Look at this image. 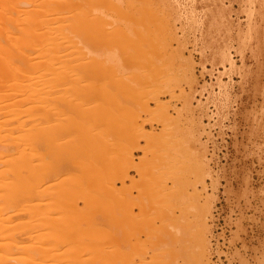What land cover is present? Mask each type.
Listing matches in <instances>:
<instances>
[{
    "label": "rangeland",
    "instance_id": "obj_1",
    "mask_svg": "<svg viewBox=\"0 0 264 264\" xmlns=\"http://www.w3.org/2000/svg\"><path fill=\"white\" fill-rule=\"evenodd\" d=\"M92 1L0 0V145L8 144L11 148L8 146L7 148L10 149L9 153L11 152V154H16L18 148L15 147L16 145H12L10 136L17 137L22 135V132L10 131L15 126L17 116H23L18 119V125H20L21 119L25 120L26 110L29 107L28 102L20 100L26 95L22 91H17L13 85L12 68L17 61L15 57L21 50L33 52L36 49V52L39 53L56 48L65 56L67 74L70 78L74 74L73 67L78 65L83 52L91 54L92 50L95 52L92 54H96V56L99 54L98 58L100 59L105 57L110 60L111 58L107 56H112L113 62L119 65V68L124 67L122 70H126V72L134 73L137 70V73L147 75V67L142 68L144 63L142 58H137L134 62L132 60L130 64L132 68L125 67L123 63L129 62L131 54L136 52L135 44L139 45L146 41L147 30L150 38L159 44H157L160 51L158 53L165 54V58L161 62V64L163 63L160 70L162 71L161 75H158L159 72L156 73L158 75L156 77L161 79L156 80L162 82L154 83V86L158 84L159 86L156 87L155 92L153 91L154 94L149 96L151 98L148 102L142 100L143 94L140 96V100L144 103L140 104L138 98L132 100L133 97L128 98L127 93L124 95L122 92L121 94L117 92L119 96L116 98V92H114V97V90H110L109 97L112 92L113 98H116L113 100L114 103L110 102L113 104L112 106L108 102L110 98L105 100L106 93L97 94L100 100H97L96 97L94 101L84 100L86 105L82 103L84 105L82 110L88 106L96 105L95 108L92 107L94 110L99 109L98 112L95 110V114L99 113V116L103 114L106 116L105 120L107 118L112 120V115H114L112 125H110L111 121L106 120L105 124H109L110 127L108 129L101 127L103 131L101 132L99 129L97 132L102 137L100 138L101 142L99 135V140L97 139L101 144L98 147L101 149L97 148L96 152L98 151V153L94 152L96 153L94 155L101 156V159L98 156L97 159L96 156L91 157V152H89V147H91L89 144L93 141L92 138L90 139L92 142L88 139L92 135L96 136V131H91L93 132L91 133L88 132L89 129H86V133L83 132L86 122L82 117L74 120L73 117L76 113L72 117L71 108H66L68 110L66 119L68 120L67 124L65 123V129H67L62 137L65 136L64 140L69 141L75 136L77 143L81 136L80 138L86 141L83 146L89 145L88 150L86 147V151L84 148H80V145L84 144L81 141H79V147L76 146V149L80 148L79 151H76L78 157L77 155L75 157V154L71 152L74 156H71V160L69 159L70 155H67L68 161L65 160L64 163H56L55 160L52 163L48 162L49 159L45 157L47 153L43 145V143L46 144L43 142L45 135L41 132H34L35 146L34 143L33 146L36 158L33 163L35 166H42L41 169L35 168L34 172L35 174L40 170L35 174L37 184L34 189L37 197L35 196L36 199L33 202L35 204L33 205V215L34 225L38 231L34 235L41 236L42 233L43 240L44 236H49V234H44L47 226L43 217L50 211L48 205L52 202L51 200L60 196L53 197L56 195L53 193L61 192L65 188L61 185L65 181L63 178L76 176L80 173L82 175L79 176L80 180L91 182L90 178L88 179L89 175L104 180L105 175L109 176L108 173H110L109 177L112 176L114 180L109 179V181H113V183L115 181L117 190L113 191L112 197L110 195L114 203L111 205V210L107 209L105 212L101 209L98 214L102 215L103 219H108L109 216L105 218L106 214L113 209L109 223L112 222V228L117 230L114 232L116 234L114 238L120 241L124 238L123 240L130 244V247L127 246L126 249L129 256L126 255L130 257L129 260L138 262L142 257L141 259L145 258L148 263L170 259L179 264H264V0H123L120 9L125 11V14H120L117 10L98 7L97 4H92ZM155 13L160 20L156 19ZM97 16L101 21L92 22ZM17 18L27 21L22 25L21 31L13 24ZM40 19L52 20L53 24L49 32L35 25ZM113 19L116 22L111 23ZM142 21L149 26V29H152L149 31L145 24L143 26ZM62 25L65 27L61 28ZM68 25H74V27L78 25L80 29L86 31L85 33L80 32L79 29L78 32H75L78 28L74 30L71 26L69 29ZM23 29L25 30L23 31ZM96 30L117 32L107 39L101 37V40L92 33ZM242 32L240 37L239 33ZM83 34L86 36L84 37ZM123 35L126 37L122 41ZM57 45L59 47H56ZM86 53L83 55L87 56ZM158 53H155L153 59L157 58ZM92 54L91 56H93ZM145 63L148 65L147 61ZM143 70L144 72H142ZM73 77L76 78V76ZM148 79L151 80V76ZM97 81L96 84H99ZM20 82L26 83L23 78ZM72 86L70 80L61 88L53 86L52 93L54 95L52 94L51 97L54 99L61 94L58 89L64 87H66L67 96L70 98L71 95L72 98L74 95L77 96L78 89ZM86 90L82 92V95L86 93ZM74 99L73 101L76 103L78 99ZM80 100L82 99L79 98ZM106 102L109 104L108 106ZM71 103L75 106L74 102ZM77 103L81 106L80 102ZM109 112L113 114H108ZM69 115L72 118H69ZM103 123L104 121H102ZM105 124L104 126H106ZM100 126L102 125L100 124ZM87 132L90 135L84 137L83 135ZM25 133L23 132V136ZM20 142L24 145L23 140ZM162 142L165 147L158 145ZM95 143L92 144V147L95 146ZM71 146L72 144L69 147ZM19 147L20 150L23 149L22 145ZM73 147L75 146L73 145ZM96 147L97 145L95 149ZM159 147L160 150H157ZM118 155L130 157L129 159L127 157L129 161L126 159L123 161V158ZM110 156L116 159V162L110 164L111 167L108 165ZM106 157L108 161H106ZM75 158H79L78 161ZM73 159L76 163L80 162L81 164L76 165ZM106 162L108 163L105 166ZM2 164H0V170L3 168L6 170L9 163L7 168ZM79 168H82V171ZM124 169H128V172L125 173ZM84 172H87L86 175ZM125 177L126 179H124ZM68 180L67 183L73 178ZM159 181H163L162 184L166 188L161 184V187H164L161 190L164 194L161 193L163 196L159 194V197H155L152 193L161 192L157 186ZM82 185L79 186L76 193L69 188L71 191L73 190L71 192L73 198L82 196L84 191L88 190L87 188L84 190V184ZM47 186H50L52 191L49 195H46L49 193V189L44 190ZM54 190L56 191L53 192ZM42 192L47 193L43 194ZM167 192H171L170 195ZM73 193L75 194L73 195ZM72 196L70 195V197ZM102 198L110 199L109 196ZM79 199L80 197H78ZM78 200L76 199V201ZM82 200L76 202L79 207H84ZM61 202L63 201L61 200ZM119 202L121 205L127 204L125 205L128 206L126 209H131L129 216L126 211L125 213L121 211L123 208ZM10 207L7 209L12 213L15 209ZM19 208L21 207L19 206ZM20 211L18 212L20 213ZM23 214H18L17 217L22 216V220L23 217L25 218V214L24 216ZM17 217L16 221L20 223L21 220ZM69 220L67 222L70 224L69 230H66L71 233L75 231L72 229L80 223L77 220L70 223ZM23 221H27L26 218L21 222ZM119 228L121 229L119 230ZM137 228L144 233L141 234ZM149 228L155 234L154 236L148 234ZM128 237L132 238L128 241L126 240ZM135 237L142 240L143 244H140V241H137ZM39 238L34 239L33 243L36 249L39 246L38 249L41 252L40 246L46 243L44 247H49L50 242L48 244V240L45 238L46 242L42 241L41 244L38 241ZM115 239H113L114 242ZM113 240L111 239L110 242ZM95 241L93 240V244ZM103 241L106 240L103 239ZM118 241L116 242L118 243ZM71 242L73 244L72 240ZM135 242L136 245L139 243L140 250L137 249V246L132 248ZM52 243L56 248L49 249H56L57 253L66 254L69 251V249H65L70 244L69 242L64 245L62 240L59 243ZM103 243L101 242V244ZM124 243L122 241L120 245L123 246ZM126 243L125 245L128 244ZM53 245L50 246L53 247ZM44 247L42 249L44 253L41 252L42 257L47 253L45 252L47 249L44 251ZM85 247L81 250L84 249L83 252L88 256L92 248L89 252V250L85 251ZM77 251L79 250L77 249ZM52 252L54 253V251L49 253ZM57 253L53 255L56 257L59 255ZM72 253H74L73 249ZM72 253L70 252V255ZM52 254L50 259L54 258ZM74 255L76 254L74 253ZM78 255H76L77 258L80 256ZM61 256L63 258L62 254ZM87 256L84 254V257Z\"/></svg>",
    "mask_w": 264,
    "mask_h": 264
},
{
    "label": "bare ground",
    "instance_id": "obj_2",
    "mask_svg": "<svg viewBox=\"0 0 264 264\" xmlns=\"http://www.w3.org/2000/svg\"><path fill=\"white\" fill-rule=\"evenodd\" d=\"M93 2H95V3H93ZM122 2H123V0H93L92 4H95V5L97 4L98 7L107 8V9L113 10V11L117 10V12H119L120 14H125V11L120 9ZM150 15H151V17L155 16L154 13H153V16H152V14H150ZM145 19H143V20H145ZM156 19H159V17L157 18V14H156ZM51 21L52 20H49V19H47V20L46 19L45 20L40 19L37 21V24H35V25L42 28V29H45L46 32H49L50 29L52 28L51 25L53 24ZM97 21H101L99 16H97L96 18H94L92 20V22H97ZM114 22H116L115 19H113L111 21V23H114ZM24 23H27V21L23 20V19H19V18L15 19L13 22V24L16 25V27L20 31L22 30V25ZM142 23L144 26V24H145L144 21H142ZM71 26H73L72 29H74V30H77L76 28H78V30L75 32H78L80 29V26H78V25H75V27H74V25H71ZM71 26H69V29L71 28ZM62 27H65V26L62 25L61 28ZM147 27L149 29V26H147ZM23 28H26V27H23ZM150 29H152V28H150ZM150 29H149V31H150ZM24 30L25 29H23V31ZM81 30H82V28L80 29V32H84V33L86 31V30H82V31ZM146 30H147V28H146ZM88 31H90V30H88ZM116 32L117 31H110V32L103 31L102 32L100 30H96L92 33H94V36L97 35V37H99L100 39H101V37L107 39V38H110ZM75 34H78V33H75ZM242 34H243V32L239 33V36L241 37ZM85 36L86 35H84V37ZM94 36L92 37V39L94 38ZM97 37H95V38H97ZM125 37H126V35H123L121 40L123 41ZM156 42L154 41V39L150 38V36L148 35V30H147L146 41L144 43H141V44L139 43V45H136V44L134 45V50L136 52L133 51L134 53L131 54L129 62L126 61L129 64H127L126 62H123L125 67L129 66L132 68V66H130V64L132 63L131 61L133 60V62H134L135 59L142 58L144 61L142 68L144 69V67L145 68L147 67L146 73H147V75L149 74V76L145 75L144 73L139 74V72L137 73V70L136 71L134 70L135 71L134 73L131 71L126 72V70L125 71L122 70V69H124V67L119 68V65H117L116 63L113 62L114 60H112L113 59L112 56H110V57L107 56L108 58H111L110 60L105 59V57L103 59H100V58H98L99 54L97 56H96V54L95 55L92 54V53H95L94 50H92V53H91L93 56H91V54H87L86 52L85 53L87 56H85V55H83V54H85L83 52V54L81 55V57L79 59L78 65L73 67L72 71L74 72V74L72 75V78H70L67 74V63H65L66 59L64 60V57H65L64 54L62 52L58 51L56 48H53L52 50H48L46 52H39V53L36 52V49L33 52L21 50L18 53V55L15 57L17 61H16V63H14V68H12V73H13L12 77H13V82H14L13 85L17 91H20V92L22 91V93L26 95L23 99H20V100L28 102L29 107L26 110L25 120L21 119V123L19 122L20 125H18L17 124L18 119L23 118V116L22 117L17 116L18 119L17 120H15L16 118L14 119L15 120V123H14L15 126L12 128V131H10V132H14V133L15 132L17 133L18 131L20 133L22 132V135L21 134L19 135L20 137L19 136L16 137V136L12 135V136H10V139H11L12 145H14V146L16 145L15 147L18 149L20 148L19 146L22 145L23 149L22 148H21L22 150L17 149L18 150L17 151L14 148L16 150V154L15 153L11 154V152L9 153V151H10L9 148H11V147H9L8 144L5 143V144L0 145V159H1L0 162L3 163L5 165V167L8 165V163H9V165H11V166L8 165L7 166L8 168L6 167L8 170L6 168H5L6 170H4V168L0 170V264H179L176 261L170 260V259L155 261L154 263H151V262L148 263V261H146L145 258L141 259L142 257L139 258L140 260L138 262L137 261L133 262V260L128 259L130 257H127V255L129 256V254H128V250L126 253V249H127V246L130 247V244L128 242H127L128 243L127 244L126 241L123 240L124 238L122 236L121 237L123 239L121 241L117 238L115 239L114 236L116 234L114 232L117 230H114L115 228H112L113 227L112 222H110L111 224L109 223V221H111V217H112L111 215L113 213L112 212L113 209H112V211H110L111 213L108 212L106 214L103 212L104 214H106V217L104 215L105 218H108V216H109L108 219H103L102 215L98 214V212H100L101 209H102V211L105 210V212L107 211V209L111 210V208H112L111 205H113V203H114L113 198H111V197H112L113 191H117V190L115 188V185H116L115 181H114V183H113V181H109V179L114 180V179H112V176L109 177L110 173H108L109 176L105 175L106 178L104 177V180L103 179H96L97 177L89 175L90 177L88 176V179L90 178L91 182H85V181L80 180L81 177L79 178V176H82V175L79 173V171H78L79 175L75 173L76 176L73 175L70 177L69 176L65 177L66 179L63 178V181L65 180L64 183H67L66 181H69L68 179L71 180L73 178V180L70 181L71 183L69 182L67 184H64V183L61 184L60 183L63 187H65L62 189L61 192H58L56 190L53 191V192H55V191L57 192V193L56 192L53 193V194H56L53 197H58L59 195L60 196L58 198H53L51 200L52 202H50V205H48V208L50 207L49 208L50 211L48 212V214H46L47 216L45 215L43 217V220L45 221L44 223L47 226V228L45 230L46 233H44V234L45 235L49 234V236H47V235L44 236V240H43V237H41L43 234L41 232H40L41 236L37 235L38 232L36 234L37 236L34 235V233L36 231H38L36 229V226L34 225L35 222H34V215H33V209H34L33 205H35V204H33V202L37 197L36 191L34 189V187H36L35 185L37 184L36 183L37 177L35 174L37 172H39L40 170L37 171L35 174H34V172L36 170L35 168L41 169L40 167H42L40 164H39L40 165V167H39L38 165L35 166V164L33 163L34 159L36 158L35 157L36 151H34V149H35V147H34L35 146V137H34L35 133L34 132H41V134L45 135V137L42 136L43 138H45V141H43V140L42 141L46 142V144L43 143V145L45 146L44 147L45 152L47 153V155L45 154V157H48L47 159H49L48 162H50V163H52L54 160H55L54 162H56V163H64V161L67 160V158H69L68 157L69 155H70L69 159L71 160V156L74 157L72 155V153H74L75 157H76V155H77L76 151H79L80 148L85 149V147L87 148L89 145L91 146V147H89L90 148L89 152H91L90 156L91 157L96 156L94 154L98 153V151L96 152L97 148L99 150L101 149V147H98V146H101V144H100L101 139L100 138H102L101 135H99L97 132H99V129H101L100 131L102 132L103 131L102 128L108 129L110 127V125H112V120L114 119V115H112L113 113L111 114V112L108 113V114H111L113 116V117L111 116L112 120H109L108 118L106 119L107 121H111L110 125L108 124L109 125L108 126L107 124H105L106 120L104 118H106V116H104L102 114L101 116H103V117H101V116H99V113L95 114L96 113L95 110L98 112L99 109L94 110L92 107L95 108L96 105H94V106L92 105V107L88 106L87 108L84 107L86 109L82 110V107L84 106V105H82V103L86 105L87 103H85V102L87 101V99L88 100L91 99L94 101V99L97 97V94H101V93L105 94L106 93L104 95V96H106L105 100L107 101V98H110L108 102H109L110 106H112L113 105L112 103H114L113 100H116V98H118V96H119V95H117V92H119L118 94H121V92H122L124 95H126V93H127L128 98L133 97L132 100L138 98L139 100L138 99L137 100L140 104L144 103L143 101L140 100V96L143 94L142 100H144L145 102H148L151 98L149 96L153 95L155 92L154 90L156 89L157 86H159V84L154 86V83L156 81L158 82V80H161V79H158L156 76L161 75L162 71H160V70L163 66V63L161 64V62H162V59L165 58V54L158 53L160 51L157 48L158 43H156ZM56 47H59V45H57ZM89 52H90V50H89ZM156 52L158 53L156 56L157 58L153 59V56L155 57ZM102 55H103V53H102ZM101 57H103V56H101ZM131 57H132V59H131ZM145 61H147L148 65L145 63ZM117 63H119V62H117ZM125 63H126V65H125ZM149 70H150V72L148 73ZM164 71H165V69H164ZM142 72H144V70ZM157 72H159V74ZM156 73L158 75H156ZM73 76H76V78H74ZM103 76H104V78H103ZM150 76H151V80L148 79V78H150ZM22 78L26 82L25 84H22L20 82V80ZM96 78L100 79V80L98 79L99 84H96V81H97ZM101 78L103 81L101 80ZM156 79H158V80H156ZM69 80L71 82V86L73 84L72 87L78 89L76 91V93L79 94V95L77 94V96H79V97L74 95L72 98V95H71V98H70L69 96H67L68 94H67V91L65 89L66 87H64V88L62 87L63 89H60L61 91L58 89V92H60L61 94L57 95V97H54V99H53V97H51L53 94L52 93L53 92L52 91L53 86L55 88H57V86H58V88L59 87L61 88V86L68 84ZM98 81H97V83H98ZM159 82H162V81H159ZM86 89H88L89 91H87ZM85 90H86V93H84V95H82V92L83 91L85 92ZM110 90L111 91L114 90L113 94H114V92H116L117 97L115 99L112 96L113 95L112 92H110L111 97H109L108 93ZM55 92L56 91H54V93ZM58 92H56V93L58 94ZM80 95H81V97H80ZM114 97H115V94H114ZM74 98H76V100L78 99V101H76V103H75V101H73ZM79 98L82 100L79 101ZM83 98H85V99H83ZM98 98L99 97H97V100H100V98L99 99ZM111 98H112V100H111ZM70 99H72V100H70ZM84 100H86V101L84 102ZM137 100H136V102H137ZM89 101H88V103H89ZM71 102H74L75 106ZM77 102H80L81 106ZM110 102H112V103H110ZM106 104H107V102H106ZM109 104H107V106ZM66 108L72 109V110L70 109V112L71 111L73 112V113L71 112L72 114L70 113L72 117L76 113L73 117L74 120L77 118H81V117L84 119V121L86 123L84 125L85 129L83 128L85 131L83 130V132L86 133V131L88 129L90 130V131L88 130V132H91L94 130L96 131V133H95L96 136L91 134L92 137L89 136L90 138L88 139L90 141V139L92 138L93 143H90V144L86 143L87 145L88 144L89 145L83 146V145H85L84 142H86V141L84 139L80 138L81 136L79 137V141L84 143L82 145L79 144L80 143L79 141H77V143L75 142V138H76L75 136H74L75 138L71 137L72 139L71 140L69 139V141H71L72 143L64 140L65 136L63 138L62 134H64V132H66L67 128L65 129V126H66L67 120H68V119H66V116L68 115V113H67L68 110H66ZM78 108L80 109V111ZM75 110H77L78 112ZM108 114H106V115H108ZM83 115H84V117H83ZM71 116L69 115V118H72ZM67 118H68V116H67ZM101 118H102V120H101ZM109 118H110V116H109ZM102 121H104L103 124H102ZM16 124L18 125L17 127H16ZM100 124L102 126H100ZM104 124L108 127L104 126ZM87 126H88V128H86ZM62 131H63V133H62ZM23 132H26L24 134L25 136H23ZM88 132H87V134H85L83 136L85 137V136H88V134L90 135V133H88ZM14 133H11V134H14ZM91 133H93V132H91ZM81 134H83V133H81ZM27 136H28V138H27ZM93 136H95V137L93 138ZM24 137H25V140H27V141L24 140ZM98 137L100 140L98 139ZM86 139H87V137H86ZM97 139L100 142L97 141ZM21 140L24 141L25 146L23 145V143L20 142ZM76 140H77V138H76ZM92 141H90V142H92ZM94 142L97 143V144L95 143V146L97 145L96 149H95V146H93L94 148L92 147V144L94 145ZM33 143H34V146H33ZM75 143L78 145H76ZM70 144H72L71 147H69ZM159 144L162 145V147H165V145H163L164 144L163 142L158 143V145ZM73 145L75 147H73ZM79 145H80V148H78ZM7 146L9 148H7ZM76 146H78L77 149H76ZM81 146H83V147H81ZM157 146H156V148H158ZM46 148H47V150H46ZM68 148H70V149H68ZM14 149H13V151H14ZM69 150H71V151H69ZM87 150H88V148H87ZM157 150H160V147ZM85 151H86V149H85ZM94 152H96V153H94ZM68 153H71V154H68ZM125 154L128 155L129 153L128 154L125 153ZM97 156H96V159H97ZM77 157H78V155H77ZM127 157L128 156H124V157L121 156L120 158H123V161L125 159L127 161H129L128 159L130 157H128V159H127ZM4 158H7V159H4ZM110 158H111V156H110ZM112 158L114 161L111 160ZM112 158L110 159V162L108 164L110 167H111L110 164H113V162H116L115 161L116 159H114L115 157H112ZM2 159H4V161H2ZM76 159L77 158H75V160ZM78 159H77V161H78ZM103 159H104V157H103ZM105 159H107V157ZM6 160H7V162H6ZM75 160L73 162H75ZM106 161H108V159ZM71 163H72V161H71ZM79 163L80 162L76 163V165L81 164V163L80 164ZM107 163L108 162H106L105 166L107 165ZM119 164H120V162H119ZM127 164H129V163H127ZM11 167H12V169H11ZM79 169H81V171H82V168H79ZM127 170L128 169H126V170L124 169L125 173L128 172ZM9 171H10V173H8ZM76 172H77V170H76ZM86 173L84 175H86ZM3 174H4V176H3ZM6 174H8V175H6ZM10 175H12V176H10ZM2 176H3V178H2ZM125 176H126V174H125ZM102 177H100V178H102ZM126 177L124 179H126ZM8 179H10V180H8ZM34 179H36V180H34ZM105 179H107V180H105ZM74 180H76V181H74ZM122 181H124V180H122ZM61 182H62V180H61ZM162 182L163 181H159L158 182L159 184L157 183L159 191H161L162 188L164 189V187H165L162 184ZM85 183H87V184L85 185ZM71 184L72 185L75 184L73 186L75 188H73ZM82 184H84V190H85V188H87L88 190L84 191V194H82V196H76V198H73L71 192H73V190H74V192L76 193L78 191L79 186H83ZM161 184L164 187H161L162 186ZM45 188H46V189H44L45 191H47L49 189L48 190L49 193L42 192L43 194L47 193L46 195H49L52 193V191L50 190V186H47ZM69 188L73 189V190L71 191ZM66 189H68L69 191L68 190L66 191ZM156 190H157V188H156ZM103 191L104 192L107 191V193L104 194ZM108 191H111V192H108ZM68 192L71 193L70 195L72 197H70ZM101 192H103V193H101ZM75 193H73V195ZM109 193H111V194H109ZM161 193H162V191L160 193H152V194H154L155 197H159V194H161ZM167 193H169V192H167ZM170 193H169V195H170ZM102 194H104L105 196H109L110 199L102 198V197H105ZM152 194H151V196H152ZM162 194H164V192ZM162 194H161V196H163ZM110 195H111V197H110ZM164 196H166V195H164ZM68 197H69V199H68ZM78 197H80L81 200L83 197L82 201H84L83 202L84 207H79V204L76 203V202H79V200H80V199L78 200ZM60 198H62V199H60ZM76 199L78 201H76ZM61 200L63 202H61ZM58 201H59V203H58ZM64 201H66V202H64ZM70 201H72V202L70 203ZM126 201L128 202L127 199H126ZM107 203H110V204L108 205ZM119 203H120V206H122V208H123V210H121V211H124V213L126 211V214L129 216L130 215L129 210H131V209H129V210L126 209V208H128V206H125L127 204L121 205V202H119ZM131 203H132V200H131ZM15 204H16V206H13ZM63 204H64V206H63ZM18 205L21 208H19ZM129 205H131L130 202H129ZM65 206H66V208H65ZM133 206H135V205H133ZM7 207H10L13 210L15 209L14 210L15 212L13 211L12 213H10V211H8ZM15 207L16 208L18 207L17 209L21 210L20 213L18 212L19 210H17ZM129 207H131V206H129ZM132 212L134 213L133 210H132ZM23 213L25 214V218L27 221L21 222L25 218L23 217V219L21 220L22 216L21 217L19 216L20 218H18L17 216H18V214L22 215ZM15 214H17V215L14 216ZM24 214H23V216H24ZM27 216H28V218H27ZM100 216H101V218H100ZM14 217H15V222H14ZM16 217L21 220V221H19L17 219L20 223H18L16 221ZM73 218H75V219H73ZM68 220L70 221V223H72V222L74 223L75 220H77L80 223L79 225L76 226V228L74 227V229H72V230H75V231H72L73 233L72 232L70 233V231H67V230H69L68 228L70 225L67 223ZM130 222H131V220H130ZM127 224H128V222H127ZM45 225L43 224L44 227H46ZM132 228H133V226H132ZM38 229H40V228H38ZM120 229L121 228H119V230ZM125 229H126V227H125ZM134 229H136V228H134ZM150 229L151 228H149L147 230L148 234L149 235L151 234L154 236L155 234ZM137 230H140V229L137 228ZM141 231L142 230H140V232ZM147 231L145 230V233ZM150 232H152V233H150ZM127 233H128V231H127ZM142 233H144V232H141V234ZM125 234H126V232H125ZM24 235H26L27 237H25ZM72 236H73V238H72ZM139 236H140V234H139ZM34 237H36V238H34ZM38 237H40L38 239V241H39V243L41 242V244H42V241L46 242V240H48L47 241L48 244L50 242L49 247H46V248L44 247L46 245V243H43L44 245L40 246L42 253H44L42 251L43 247H44V251L47 249L45 251V252H47L45 254L47 256H45L43 254V257H42V253L40 252V249H38L39 248L38 245H37L38 246L37 249L34 247V243H33L34 239L37 240ZM129 237L126 240H128ZM45 238H46V240H45ZM64 238H66L65 241H64ZM103 239L106 241H103ZM111 239L112 240L115 239V242H114V240H113V242L112 241L110 242ZM136 239H137V241H140L138 239V237ZM60 240H62L63 245L66 244L67 242L70 243L72 240L73 244H71L72 243L71 242L70 243L71 245L70 244L67 245V248H65V249L66 250L69 249V251L71 253H72V249H73V251L76 255L77 254L80 255V256L78 255L79 258H77V256L74 255V253H72L70 255L69 251H67L68 253L65 251L67 254V256H66L65 253H64L65 254L64 255L63 253H60V252H58L59 253V255H58V253L55 252V251H57L56 249L55 250L49 249V248H56V246L53 245L52 242L59 243ZM93 240H96L94 242V244H93ZM91 241H92V243H89ZM116 241H118V243ZM122 241H123V243L125 242L127 245H125V243L123 244V246L120 245L122 243ZM97 242H99L100 244H101V242H104V243L100 245ZM105 242H106V245H105ZM131 242H133V241H131ZM136 242H135L134 246H132V248L139 246V243L136 245ZM141 243H142V240L140 241V244ZM51 244L53 245V247L50 246ZM89 244H91V245H89ZM93 245L95 246L94 248H93ZM142 246H144V245H142ZM68 247H70L71 249ZM84 247L86 249L85 251L89 250V252H90V248H92L91 252L88 254V256L86 255V253L83 252L84 249L81 250ZM124 247H125V249H124ZM57 248H59V247H57ZM59 249H61V248H59ZM77 249L79 251L80 250L81 251L79 252V251H77ZM137 249H139V247ZM48 251L49 252L54 251L55 255L57 253L58 256L55 257V255H53L54 253L52 252L53 254L52 253L51 254L55 259L54 258L50 259L51 254ZM61 254L63 255V258L61 256ZM84 254L87 257H84ZM123 255L125 256L126 259L124 258ZM141 255L143 256L142 253H141ZM64 256L67 258H65ZM70 256L75 257V258H71Z\"/></svg>",
    "mask_w": 264,
    "mask_h": 264
}]
</instances>
